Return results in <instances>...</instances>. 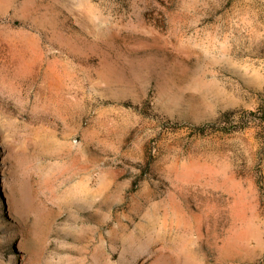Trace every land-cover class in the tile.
Here are the masks:
<instances>
[{"label":"rangeland","instance_id":"374dc122","mask_svg":"<svg viewBox=\"0 0 264 264\" xmlns=\"http://www.w3.org/2000/svg\"><path fill=\"white\" fill-rule=\"evenodd\" d=\"M263 114L264 0H0V264H264Z\"/></svg>","mask_w":264,"mask_h":264},{"label":"trees","instance_id":"16d2710c","mask_svg":"<svg viewBox=\"0 0 264 264\" xmlns=\"http://www.w3.org/2000/svg\"><path fill=\"white\" fill-rule=\"evenodd\" d=\"M251 113L254 114L253 112H251ZM233 114H234V112H231V113L226 114L225 116H228L227 119L230 120L231 115H233ZM261 119H264V114H263V116H261Z\"/></svg>","mask_w":264,"mask_h":264}]
</instances>
